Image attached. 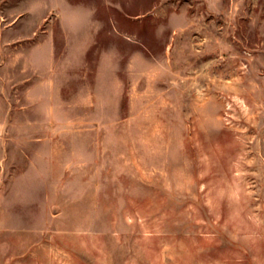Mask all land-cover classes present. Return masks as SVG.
<instances>
[{
	"label": "rangeland",
	"instance_id": "374dc122",
	"mask_svg": "<svg viewBox=\"0 0 264 264\" xmlns=\"http://www.w3.org/2000/svg\"><path fill=\"white\" fill-rule=\"evenodd\" d=\"M0 264H264V0H0Z\"/></svg>",
	"mask_w": 264,
	"mask_h": 264
}]
</instances>
